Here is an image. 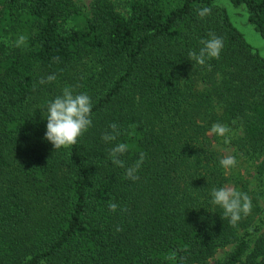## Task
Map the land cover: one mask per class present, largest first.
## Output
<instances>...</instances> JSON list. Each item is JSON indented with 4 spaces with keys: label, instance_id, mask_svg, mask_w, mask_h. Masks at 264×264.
<instances>
[{
    "label": "trees",
    "instance_id": "16d2710c",
    "mask_svg": "<svg viewBox=\"0 0 264 264\" xmlns=\"http://www.w3.org/2000/svg\"><path fill=\"white\" fill-rule=\"evenodd\" d=\"M213 1L94 0L87 14L74 0H0V264H208L228 243L215 264H264V56ZM230 2L264 37V0ZM210 33L219 58L190 60ZM65 86L91 97L92 126L55 150L46 103ZM214 122L242 171L220 166ZM118 143L124 168L108 157ZM141 153L139 180L125 178ZM225 186L252 203L235 227L211 203Z\"/></svg>",
    "mask_w": 264,
    "mask_h": 264
},
{
    "label": "clouds",
    "instance_id": "9594fccd",
    "mask_svg": "<svg viewBox=\"0 0 264 264\" xmlns=\"http://www.w3.org/2000/svg\"><path fill=\"white\" fill-rule=\"evenodd\" d=\"M211 14V8L203 7L197 10V15L204 18ZM24 37H20V41H24ZM203 46L199 52H189V59L200 65H204L206 59L219 58L223 48V39L215 34H209L208 39H203L200 42ZM54 62H58V57L52 58ZM47 81L55 80V75H50ZM45 80L41 79L40 83ZM46 133L44 139L49 141L55 150L62 147H70L77 143L81 137L92 126V101L91 97L86 93L76 94L71 86H65L62 89L61 95L56 96L53 100L46 103ZM118 125L113 123L110 125V132H105L101 139L108 143L115 141L120 135ZM230 129L227 125L214 123L210 128V133L219 137H224V143L230 142L228 133ZM129 149L126 143H118L108 149V157L111 162L121 168L125 167V162L120 159V156L125 154ZM144 154L139 155V159L135 163L127 167L125 170V178L133 181L139 180L136 174L144 161ZM219 164L224 169L235 167L236 159L234 156H225L219 160ZM211 203L220 206L223 209V218H227L231 226L235 227L242 215L247 216L251 213L252 203L247 193L236 190L232 187H213L210 190ZM110 211L116 212L120 205L115 202H109ZM121 211L126 209L121 208ZM118 231L120 229H117ZM43 264V261L41 262Z\"/></svg>",
    "mask_w": 264,
    "mask_h": 264
},
{
    "label": "rangeland",
    "instance_id": "374dc122",
    "mask_svg": "<svg viewBox=\"0 0 264 264\" xmlns=\"http://www.w3.org/2000/svg\"><path fill=\"white\" fill-rule=\"evenodd\" d=\"M74 1L81 7V9L85 13L89 14L94 0H74ZM111 1L115 4L117 9L124 11L125 0H111ZM213 2L216 6L222 7L227 11L233 25L243 34L245 40L251 45L253 49H256L262 56H264V37H262L261 34L248 21L245 6L244 5L235 6L230 2V0H214ZM203 76L204 78L208 77L207 75H203ZM215 76L217 78L218 74L216 73ZM191 78H193L196 81V83L199 84L197 85L198 87H203L205 85L203 79H201L198 75H191ZM231 133L232 131L228 133V138L229 135H231ZM224 139H225L224 137H220V141H215V145L223 152L225 156L235 157L236 165L238 166L230 168L231 171L236 172L237 169L242 171L243 168L241 167V165H243V162L239 159L237 154L238 152L235 150V147L231 143V141L225 144ZM248 176L251 177V175ZM261 205L264 207L263 197L261 199ZM254 237L255 234L249 235L248 237L250 238L249 244L252 242V239ZM233 246L234 243H228L223 246H219L214 252L213 256L209 258L208 264H215L217 261L224 259Z\"/></svg>",
    "mask_w": 264,
    "mask_h": 264
}]
</instances>
